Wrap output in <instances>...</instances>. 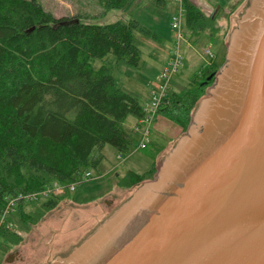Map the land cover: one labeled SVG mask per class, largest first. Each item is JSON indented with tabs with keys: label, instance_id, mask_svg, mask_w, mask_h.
<instances>
[{
	"label": "trees",
	"instance_id": "obj_1",
	"mask_svg": "<svg viewBox=\"0 0 264 264\" xmlns=\"http://www.w3.org/2000/svg\"><path fill=\"white\" fill-rule=\"evenodd\" d=\"M97 1L109 11L131 0ZM180 9L187 29L211 28L214 17L189 0H180ZM138 36L158 38L136 20L86 24L55 18L35 0H0V215L17 195L54 186L68 191L83 182L104 159L105 145L120 155L130 153L132 140L122 126L128 117L141 120L144 108L116 86L112 67L93 68L92 62L112 54L116 66L141 68ZM218 69L204 63L181 92L161 99L157 114L184 132ZM154 172V164L144 174L128 171L118 185L135 187ZM60 199L49 195L32 214L24 212L23 202L14 208L21 222L36 223ZM0 234L4 238L3 229Z\"/></svg>",
	"mask_w": 264,
	"mask_h": 264
},
{
	"label": "water",
	"instance_id": "obj_2",
	"mask_svg": "<svg viewBox=\"0 0 264 264\" xmlns=\"http://www.w3.org/2000/svg\"><path fill=\"white\" fill-rule=\"evenodd\" d=\"M253 2L224 44L225 59L214 83L198 99L189 126L152 179L142 181L70 253L49 264H264V9L253 17L257 29L250 39L246 72L225 103V116L222 112L215 124L195 121L228 67L231 42L247 23ZM190 132L195 141L187 150L190 158L181 164V157L162 184L151 189ZM78 254L79 260L73 261Z\"/></svg>",
	"mask_w": 264,
	"mask_h": 264
},
{
	"label": "rangeland",
	"instance_id": "obj_3",
	"mask_svg": "<svg viewBox=\"0 0 264 264\" xmlns=\"http://www.w3.org/2000/svg\"><path fill=\"white\" fill-rule=\"evenodd\" d=\"M35 1L55 18H75L81 23L94 25L136 20L154 32L158 38L138 36L134 40L140 50L143 62L141 68L116 66V58L112 54L94 60L92 67H112L116 86L137 98L143 108L153 94L159 97L163 84L159 76L172 57L174 44L173 31L169 24L172 16L178 14L180 0H131L123 9L109 11H105L97 0ZM189 1L206 17H214V21L208 30L196 32L187 29L182 19L180 27L184 43L180 42L181 62L176 72L170 74L165 94L181 92L189 83L192 74L206 62L215 67L222 66L226 51L224 41L228 42L229 34L250 7V0ZM205 50L211 52V59L206 58ZM213 83L214 78L205 87L200 98L206 96V89ZM199 102L195 104L190 119L198 109ZM157 110L147 124L128 117L122 129L132 140L130 153L120 155L114 148L105 145L102 149L104 159L97 169L85 173L84 181L75 184L72 191L58 186L65 188L61 193L54 192L55 197L61 199L39 221L21 222L17 209H9L4 224L11 227L3 226L6 231L3 229L4 238L0 237V264H49L56 258H63L131 198L141 185L122 188L118 185L119 180L128 171L144 174L151 169L152 164L156 168L185 132H180L172 122L158 115ZM145 133L147 138L142 146ZM44 201L45 198L40 197L26 200L23 207L22 203L20 206L26 214H32Z\"/></svg>",
	"mask_w": 264,
	"mask_h": 264
},
{
	"label": "bare ground",
	"instance_id": "obj_4",
	"mask_svg": "<svg viewBox=\"0 0 264 264\" xmlns=\"http://www.w3.org/2000/svg\"><path fill=\"white\" fill-rule=\"evenodd\" d=\"M263 9L264 0H254L253 6L248 12L247 23L240 28V31L236 34L231 42V54L228 67L221 73V75L218 77L217 84L213 89L210 90L209 95L203 100L202 105L195 116L196 123L200 125H206L207 123L215 124L218 122V118L222 112V115L225 116V111L223 110L225 108V103L228 104L236 91H238V86L241 85L242 79L244 78L246 72V66L248 63L247 55L248 52L251 51L250 39L253 37L255 30L257 29H255L257 24L253 17L257 15L260 16L259 14L261 11H263ZM240 51H243V54H240ZM193 142H195L194 133L190 132V136L181 142L179 150L174 154L170 164H166L167 166H165L164 171L160 173L158 181L151 187V189H154L156 185L160 186L162 184L165 175L169 173L175 164H178L181 157V164L187 160V158H190L189 156L191 153H189L187 150L193 144ZM196 145L198 146L199 143L197 142ZM147 194L148 192L145 191L142 195H140L137 198L138 203L142 202ZM132 208H130L128 212H130ZM87 247L88 245H85L84 248L81 249L82 252L87 251ZM80 256L81 255L79 254L72 256V260L77 262Z\"/></svg>",
	"mask_w": 264,
	"mask_h": 264
},
{
	"label": "built area",
	"instance_id": "obj_5",
	"mask_svg": "<svg viewBox=\"0 0 264 264\" xmlns=\"http://www.w3.org/2000/svg\"><path fill=\"white\" fill-rule=\"evenodd\" d=\"M182 15H183V13H182L181 9H179L178 14L173 15L171 20H170L169 26H170L171 30L173 31V40H174L172 57L167 62L164 70L162 71V73L159 76V78L163 81V84L160 87L159 97H157L155 94L152 95V98L149 100V102L144 107V117L140 120V123L142 122L144 124H147V122L151 121L156 110L159 108L161 99L166 95L165 91L167 88V80H168L170 74L176 72L177 67L181 62V57L179 54L180 42L184 43V35H183L181 27H180L181 21L183 19ZM204 55L208 59H211V57H212V54L209 50H205ZM146 130L148 131L147 127H146ZM146 138H147V133H145L143 138H142V141H141L142 146H143V143L146 140ZM86 176H88V174ZM63 189L65 190V188H62V187L58 188V186H54V188H52V189H47V190L40 191V192L34 193V194L17 195L16 197L8 200L6 207L4 208V210L1 213L2 220L0 221V231L2 229H4V227L5 228L11 227V226H9V227L5 226V224H4L5 219L7 218V214H9V211L10 210L12 211L14 206L18 202H24L26 200L31 201V200H35V199L40 198V197L47 198L49 195L55 196L54 192L58 191L61 193L63 191ZM68 189H69V191L74 190V185H70L68 187Z\"/></svg>",
	"mask_w": 264,
	"mask_h": 264
},
{
	"label": "crops",
	"instance_id": "obj_6",
	"mask_svg": "<svg viewBox=\"0 0 264 264\" xmlns=\"http://www.w3.org/2000/svg\"><path fill=\"white\" fill-rule=\"evenodd\" d=\"M224 44H225V41H224ZM134 125V124H133Z\"/></svg>",
	"mask_w": 264,
	"mask_h": 264
}]
</instances>
